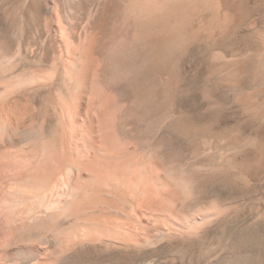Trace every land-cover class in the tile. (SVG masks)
Segmentation results:
<instances>
[{
    "label": "bare ground",
    "instance_id": "obj_1",
    "mask_svg": "<svg viewBox=\"0 0 264 264\" xmlns=\"http://www.w3.org/2000/svg\"><path fill=\"white\" fill-rule=\"evenodd\" d=\"M180 4L145 9L122 34L134 44L163 37ZM1 19L0 264H113L119 252L145 251L164 180L158 162L149 169L134 157L132 141L163 122L162 62L125 78L121 103L101 85L104 58L64 22L54 34L28 7Z\"/></svg>",
    "mask_w": 264,
    "mask_h": 264
},
{
    "label": "rangeland",
    "instance_id": "obj_2",
    "mask_svg": "<svg viewBox=\"0 0 264 264\" xmlns=\"http://www.w3.org/2000/svg\"><path fill=\"white\" fill-rule=\"evenodd\" d=\"M175 2L163 37L134 44L122 34L145 9ZM21 7L54 34L64 22L106 58L100 82L121 103L125 78L162 62L163 122L132 142L136 159L159 164L165 209L147 222L154 243L113 264H264V0H0L1 29L4 12ZM206 209L213 215L193 227Z\"/></svg>",
    "mask_w": 264,
    "mask_h": 264
}]
</instances>
